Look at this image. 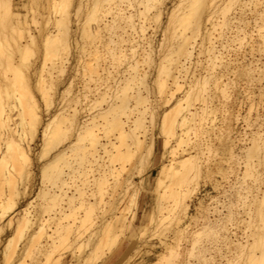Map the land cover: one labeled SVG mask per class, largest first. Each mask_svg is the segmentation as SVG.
<instances>
[{"label": "bare ground", "instance_id": "bare-ground-1", "mask_svg": "<svg viewBox=\"0 0 264 264\" xmlns=\"http://www.w3.org/2000/svg\"><path fill=\"white\" fill-rule=\"evenodd\" d=\"M84 1L77 0L74 6L72 4L74 19L71 10L67 9L71 0L65 6H59L62 15L56 21V30L44 37L43 63L40 65L31 63L26 67L24 62L28 53L32 54V49L35 51L36 36L24 25L10 23L3 24V27L0 22L3 30L0 33V71H3L0 79V232L6 224L12 223L14 232L31 229L22 246L23 253L31 248L47 260L58 244L67 242L72 235L70 245L73 243L79 249L75 255L76 264H95L104 256L105 250H111L127 232L130 240L115 263L131 264L142 250L149 251L143 246L153 247L149 235L169 229L175 243L168 242L167 236L159 238L162 249L155 252L157 263L164 264L165 260L178 255V240L184 238L182 236L191 221L195 220L196 216L189 209L200 180L214 173L223 176L226 170L223 161L241 157L235 153V143L230 136L234 131L231 121L235 116L230 103L236 82L235 76L230 77L229 73L252 77L254 72L261 74L263 70L252 63H238L231 69L232 58L226 45L221 42L219 48L215 42L218 38L226 41V29L230 28L232 19L240 17L243 7L248 4H252L255 10L261 5L260 13L264 16V1L174 0L170 11L164 10L163 0ZM9 2L0 0V16L1 12L7 17L18 14ZM121 2L133 10L120 7ZM82 6L87 9L83 22L78 18ZM163 13L167 14V23L161 41L155 46L153 35L147 34L146 29L150 22L158 27ZM17 17L21 19L20 15ZM73 20L78 22L80 37L90 41L87 42L88 46L90 43L89 49L86 47L85 50L93 62L83 66L82 75L86 77L83 91L78 88L73 91L74 84L70 80L61 91L58 90V107L44 118L33 90L41 94L44 109L50 108L59 83L56 77L65 71L70 39L73 40L74 36L70 25ZM5 27L22 30L10 37L14 43L4 39ZM248 33L242 30L236 34L240 43L250 37ZM20 38L25 40L20 41ZM261 38L264 43V33ZM74 41L76 43V39ZM10 49L19 52L18 62L15 64L16 61L13 63L11 59L1 64V55L4 51L9 54ZM200 55L204 58L200 59ZM44 60L49 63L46 65ZM153 63L155 71L148 81L149 67ZM198 65L203 72H195ZM110 68L118 73L122 71V74L116 76ZM17 87L20 89L18 96L14 95ZM88 91L92 92L91 97H88ZM4 97L11 98V101L3 100ZM84 99V106L88 105L84 111L88 114L82 115ZM219 115L221 117L217 119ZM261 130L252 131L248 143L244 144L243 153L241 151L244 169L238 177V187L233 188L237 197L242 195L245 199L242 198V204L248 209L245 214L249 218L247 227L251 226V232L247 229L251 241L241 243L233 230L236 223L235 226L233 221L226 223L231 221V211L224 214L227 216L225 220L223 218L225 223L221 221L222 217L214 221L207 219L199 227L208 229V234H217V226L213 229L212 223L218 225L222 230L218 232V241L221 240L224 246L211 245L217 247L218 254L228 263L226 254L230 253L227 252L233 254L231 248H238L237 256L241 262L237 263L236 252L233 257L237 261L232 257L236 264H264V130ZM37 137L41 142L35 158H44L39 167L40 186L34 198L19 207L20 199L33 185L31 143ZM157 137L162 138V151L153 184L149 187L154 197L153 205L151 208L146 202L142 209H138L139 193L148 188L145 178L135 180L132 177L152 166ZM220 147L224 154L210 167L207 153ZM232 164L229 167H233ZM247 177L249 182H246ZM215 184L219 183L216 181ZM197 202L203 208L200 198ZM234 204L230 202V205ZM87 223L92 228L90 231L85 228L84 231L89 232L83 235L80 229ZM187 233L190 236V232ZM195 242L194 237L192 249ZM207 248L200 246L198 256L203 264H213L216 261L214 255L205 253H210L213 248L209 251ZM6 249L7 244L1 253H6ZM143 261L137 264H147Z\"/></svg>", "mask_w": 264, "mask_h": 264}, {"label": "rangeland", "instance_id": "rangeland-1", "mask_svg": "<svg viewBox=\"0 0 264 264\" xmlns=\"http://www.w3.org/2000/svg\"><path fill=\"white\" fill-rule=\"evenodd\" d=\"M69 1L70 0H68V1L67 0H10L9 3L11 5V7L13 9L16 8V10L18 11V14L14 15L13 17H7L1 12L0 22H2L1 23L2 26H3V24H10V23L12 25H18L20 27H21V25H24L27 27V31L29 33L36 36L38 43H37V45L33 46L35 51H33V49H32V51H30V52H32V54L28 53L26 60L25 61L23 60L26 64V67H27V65H31V63H33L35 65H38V64L40 65L41 63H43L42 43H43L44 37L48 32H53L56 30V25H55L56 21L58 19H60V16L62 15V12L60 11L61 7H59V6H65L66 5L65 3L69 2ZM163 1H164L163 7H165L164 10L166 11V8H167V10L170 11L172 8V2H174V0H163ZM260 1H264V0H260ZM76 2H77V0H76ZM76 2L74 0H71V5L67 6V9L71 10V13H70L71 16L73 13L72 8ZM85 2L86 1L83 0V3H85ZM52 3H56V6L51 7ZM72 4H73V6H72ZM83 6H85V8H86L85 4ZM83 6H82V8L79 12V16H78V18L81 22H83L86 19L87 9H85ZM119 6L122 8L128 9V10H131V11L133 10V7H127L125 2L119 3ZM260 6L256 7L257 10L254 9L252 4H248L247 6L243 7L242 14H240V17L237 16L234 19H232L230 28L226 29V41L224 40V38L223 39L218 38V40L215 42V45L219 48L221 46L220 45L221 42H223V44L226 45L227 52H228L230 58H232V61L230 63L231 69H233V67H235L238 63H241V64L245 63V65H247V63H252L253 65L255 64L256 66L261 67L263 70L262 71L263 73L260 71L262 75L258 73L259 71L258 72L256 71V72H254L252 77L244 75V73L238 74V75H234V72L229 73L230 77L235 76V82H236V87H235V90L232 92L231 103H230V109L235 114L234 118L231 121V124H232L234 131H232L230 136L232 135L231 137L235 143V147H234L235 153L237 155L240 154L241 157H240V159H230V160H228V162H224V161H223V163L221 162L222 165L224 166V168L226 169L225 171H227V173L224 171L225 176L223 174H222L223 176H221L217 173H214V174H212L211 177H207L205 179L200 180V184L198 186L196 194L193 197V201L190 202V209H189L190 212L196 216L195 220H196V218H197V220L191 221V223L188 227L187 232L188 231L190 232V236L187 232H185L184 235L182 236L184 238L181 237L182 239L181 240L179 239L180 241L178 240V242H179V244H178L179 247H177V249L179 248L177 250V251H179L178 255L173 257V258H170L168 260H165L164 264H200V262H201V264H203V262L200 260V257L198 256V253H197L198 248L200 246H204L206 248L208 247L209 249L208 248L207 249L209 251L210 248L211 249L213 248L212 247L213 244H214L213 246L218 245V248L223 247L224 244L222 243L221 240L218 241L219 234L221 233L220 232L221 229L218 227V225H215L212 223V225L214 226L213 229H215L216 226L218 227V229H217V227L215 229V231L217 230V234L214 232L208 234V229L202 230L200 228L203 226V223L205 222V220L207 221V219L214 221V219H218V218L222 217L221 221H223V218L225 220L227 218V216H224V214H228V212H230V211L232 212V213L230 212V214L232 215L233 218L231 217L230 222L223 221V223L226 222V223L231 224V222L233 221L232 223L234 226H235L234 223H236V227H234L233 230L236 232V237H238V235H239L238 239L241 243L242 242L244 244L247 243V240L250 238L248 236L249 231L247 229H249L251 232V229H250L251 226H250V228L247 227L249 218L246 217L248 215L245 214L246 213L245 211L246 210L248 211V209H246L244 207V205L242 204L243 196L239 195L240 198L237 197L238 195L235 194L236 192L234 190H236L235 188L238 187L239 183H237V180H238V177L241 175V172L244 169V159H243L242 153L244 150L243 149L244 146L246 145V143H248V138L250 137L249 135L252 131H255L257 128H260V130L262 129L261 131L264 130V128H263L264 127V43H262V38H261V34L264 33V16L260 13L262 11V9H261L262 6L261 7ZM139 7H140V5H139ZM259 7H260V10H259ZM230 12H232V10L229 11V13ZM18 15L21 16V19H19V17H17ZM72 17L74 19V16H72ZM161 19H162V23L159 24L158 27H155V24L153 22H150V24L148 25V27L146 29L147 34L153 35V41H154L155 46L158 45L157 43H159L161 41L163 29L165 27V24L167 23V14L163 13ZM76 23H78V22L77 21L75 22L74 20L70 23L71 30L73 31L74 36H73V40H72V38L70 39L71 48L69 50V53L67 55V60L65 62V71L63 72V74L58 75L57 77H56L57 72H55L53 74V75H55L54 78L56 77V81L58 80L57 83L58 82L59 83L58 84L56 83L57 87H58L57 93L54 94L55 95L54 102L51 105V107L48 108L49 110L44 109L45 107L43 106V99L41 98V94H39V92H37V90H33L35 98L38 100V102L40 104V109L43 113L44 118L47 117V115L50 114V112L52 113V111L58 107V103H57L59 100L58 90L61 91L69 83L70 80L72 81V84H74V86H72L73 91H76L77 88H78L77 90H79V91L80 90L83 91V89H84L83 83H84V79L86 77H85V75H82L83 74V71H82L83 66L86 65L87 62H93V60L91 59V55L86 51L87 49H89V46H90V43L88 46L87 42H90V41L87 38L84 39V38L80 37V30H79L78 25L76 26ZM90 25L93 26V23L91 24V22H90ZM0 28H1V26H0ZM242 30L249 32L248 34L250 35V37H246L240 43V40L236 37V34L240 33ZM21 31H22L21 29H18L15 31L13 28H7L6 29V27H5L4 28V34L6 35V37H4V39L5 40L9 39L10 41L8 43H14V39H11L10 37L14 36L16 34V32L18 34H20ZM0 33H3L2 29H0ZM25 35H26V33H25ZM74 39H76V43H74L75 42ZM24 40H25V38H20V41H24ZM247 40H248V42H247ZM251 44L253 45L252 48L250 46ZM86 47H88V48L86 49ZM9 51H10L9 54H11V55L7 54V52H5V51H4V54L1 55L2 56L1 57V64L4 65V61L11 60V59H12L13 63L16 61L15 64L18 62L19 52L17 53L16 50L13 51L11 49ZM201 56L202 55H200L199 58L203 59L204 56H202V57ZM155 57H156L155 59H157L158 55L156 54ZM5 63H7V62H5ZM19 63H20V61H19ZM44 63L47 65L49 63V61L44 60ZM46 65H45V67H46ZM0 66L2 67V65H0ZM150 66H151V68L149 67L150 74H149L148 81H150V78L153 76L154 71H155L154 63L151 64ZM196 68L197 69L195 72H198V71L203 72V70L200 69L199 65ZM110 70H112V73L115 74L116 76L122 74V71H121V73H118V72H115V70H113L112 68H110ZM7 73L10 75L9 71ZM2 77H3V71L2 72L0 71V79H2ZM259 77L261 78V80L259 79ZM91 87H92V85H91ZM19 90L20 89L17 87L14 91V95L18 96V94H20ZM88 92H89L88 97H91L92 92L94 93L95 91L92 90V92L91 91H88ZM90 92H91V94H90ZM86 93H87V91H86ZM4 98H3V100H6V101L10 100L11 101V98H9V97H4ZM151 98H153V97L151 96ZM84 100L85 101H82V103H83V105H82L83 106V112L81 113L82 115L86 114V113L88 114V111L87 112L84 111V109L88 106V105L84 106L86 99H84ZM214 100L215 99L213 98V101ZM214 102H218V100H215ZM249 104L250 105L253 104L252 108H249V106H250ZM197 105H198V103H197ZM47 110H48V112H47ZM90 110H93V109H90ZM257 113L259 114L258 116L256 115ZM217 114H220V113L217 112ZM86 117H87V115H86ZM220 117L221 116L219 115L217 119H219ZM258 126H260V127H258ZM39 137H40V135H39ZM39 137L35 138L34 143L33 142L31 143V146L33 148V155H32L33 164H32V167H33V170L35 173L34 179L32 181L33 185H31L29 187L28 192L24 195L23 198L20 199L19 207L25 206L29 200L33 199L34 196L36 195V191H38V188L40 186L39 167L41 165V161H43L44 158L42 160H37V158H35L36 157L35 153L40 149L41 140L39 139ZM216 145H218V144L216 143ZM185 147L188 148V146H184V148ZM161 151H162V138L157 137L155 140V149H154V155L152 158V166L145 168L144 173L142 172L143 174L142 173H140V175H138L136 173L133 174L132 178L135 180H138L140 177L145 178V183H147V188H148L147 191L141 190V192L139 193L138 202H137V208L138 209H142L146 202H148L150 207L152 208L154 197H153V195H151V191H150L149 187L153 184V176H154V174L158 168V165L160 163ZM241 151H242V153H241ZM207 154H208V157H207L208 164L210 167H213L214 164H216L217 162L220 161V158L224 154V152H222L221 147H220L216 151H213V152H210ZM253 162H256V160ZM230 164H232L233 167H231V166L229 167ZM228 169L229 170L233 169V170H231V172H230ZM259 169H260V166H259ZM261 171H263L262 168H261ZM245 179H247L246 182L248 180L250 181V179L248 177ZM216 181L219 184H215ZM233 188H234V190H233ZM232 193H234L235 195ZM242 193H243V191H242ZM245 195H248V193L247 194L245 193ZM11 196L8 197L9 201L11 199ZM106 198H108V197H106ZM199 198L202 200L203 208L201 206H199V204L197 202L199 200ZM237 198H239L240 200ZM238 201L240 202L239 203L241 206L240 208H242V209L239 208ZM246 201H247V199H246ZM230 202H231V204H234L235 202L236 203L233 206V205H230ZM214 206H216L217 209ZM228 206L234 207L235 209L234 208L228 209L229 208ZM245 206H246V204H245ZM243 207L245 208V210H243L244 209ZM35 208L38 210V207L35 206ZM236 208L237 209L239 208L237 211L238 213L236 211H234V210H237ZM30 209L32 210V207ZM251 209H253V206L251 207ZM33 212H35V211H33ZM109 212H110V210H109ZM109 212H106V214H105V215H109L108 218H110ZM238 214H239V218H238ZM240 214H241V216H240ZM243 214H245V215H243ZM204 215H205L206 219H205ZM235 215H237V219H236ZM234 217H235V219H234ZM243 219L245 221L247 220L246 221L247 223H245L246 225L244 224ZM6 225L3 228V230L0 232V264H28V263H31V264H36V263L37 264H54L55 261L57 260V258L59 259L58 256H60V259H59L57 264H76L75 255L78 254L79 249L76 247V245L74 247L73 243H72L73 245L72 244L70 245V243L72 241L71 240L72 235H69L67 242H63L61 244H58L57 248L51 253L50 258L47 260L44 255H42L40 253H36L37 251L36 252L34 251L35 252L34 253L31 250V248L24 251V253H23L22 246L25 245V243H26L25 239H27L28 233H29V231H31V229L25 230L23 228L20 232L19 231L14 232V230H13L14 223H12L10 225L6 224ZM165 225L167 226V224H165ZM233 225L232 226L229 225V226L233 227ZM237 225H238V227H237ZM244 226L247 228H245ZM85 228H88L87 230H89L90 228H92V226H90V224L87 223L84 227H82L80 229V232H82L83 235H85V233L87 232V230H86V232L84 231ZM245 230H246L247 235L245 234ZM191 231H193V232H191ZM241 231H242V234H241ZM24 232H26V233L24 234ZM151 232L152 231H150V233H148V234H151ZM163 232H161V233H160V231H158L156 233L154 232L156 235L154 233H152L153 235H151V237L149 235V237H148L149 243H150V245L153 244V247H151L149 245L143 246V249H148L149 253L142 250L139 253V255H136L132 259L131 264H137L141 260H144L143 263H147V264L148 263L158 264L157 258L155 256V252H156V250L162 249V246L159 242V238H164L167 236L166 239L168 242H170L171 244L175 243V241L172 240L173 236H174L172 230L164 229ZM197 232L199 234H195ZM218 232H220V233H218ZM161 234H163V237ZM192 234H195V235H192ZM244 235H246L248 237H246ZM194 237L196 238V242H195L194 247L192 249ZM120 238H122V236ZM120 238L117 240V242L119 244L116 242V244H114L112 246L111 250H109V251L105 250L104 256L102 255V258H99L100 260H97V262H98V263L96 262L97 264H100L104 259H105V261L103 264H117L115 262L117 261L119 256L122 254V252L124 251L125 247L128 245V242L130 240L127 232L125 233L122 240ZM232 238H235V237L232 236ZM210 239H212V240L210 241ZM120 240H121V242H120ZM248 241H251V239H249ZM211 242H213V243H211ZM6 244H7V249L5 250L6 253L2 254L1 249ZM20 248H22V250ZM14 249L16 251L19 249L18 250L19 252L17 251L16 252L17 254H16L15 252H13ZM213 249L209 251L210 253L205 252L207 254V256H209V254L212 256L214 255L213 260H216V261L214 263L212 262L213 264H222V263H224V264H236L234 262V260L232 259V257L235 255L234 254L235 252H236L235 257H238L237 256L238 255L237 251L239 250L238 248L236 250L235 249L233 250V248H231L233 251V254H232V252H227V253H230V254H226V257L229 259L230 263L225 262V261H227V259L225 260L223 257H221L218 254V251H216L217 247H214ZM188 250H190V251H188ZM21 251H22L23 255L20 253ZM72 251H74V254H72L73 253ZM163 251L165 252V254H167V251H165V250H163ZM110 252H112V253H110ZM257 252L259 254L258 250H257ZM19 253H20V256H19ZM31 254L32 255L34 254V256H32ZM13 256L14 257L16 256L15 257L16 259H14ZM18 256H19V258H18ZM240 259L238 257L237 263L241 262ZM30 260H32V261H30ZM33 260H35V261L33 262ZM198 261H200V262H198ZM231 261H233V262H231ZM235 261H237V258L235 259ZM259 261H261L260 258H259ZM83 264H86V263L84 262ZM121 264H124V263H121Z\"/></svg>", "mask_w": 264, "mask_h": 264}]
</instances>
